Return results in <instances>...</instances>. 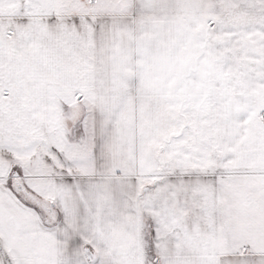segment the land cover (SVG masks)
<instances>
[{
    "label": "snow or ice",
    "instance_id": "snow-or-ice-1",
    "mask_svg": "<svg viewBox=\"0 0 264 264\" xmlns=\"http://www.w3.org/2000/svg\"><path fill=\"white\" fill-rule=\"evenodd\" d=\"M0 264H264V0H0Z\"/></svg>",
    "mask_w": 264,
    "mask_h": 264
}]
</instances>
